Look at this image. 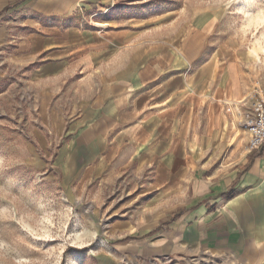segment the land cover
I'll list each match as a JSON object with an SVG mask.
<instances>
[{"label": "crops", "instance_id": "0c3cea01", "mask_svg": "<svg viewBox=\"0 0 264 264\" xmlns=\"http://www.w3.org/2000/svg\"><path fill=\"white\" fill-rule=\"evenodd\" d=\"M110 1L0 0V84L34 87L67 183L135 191L118 250L264 264V144L237 110L259 80L212 22L104 18Z\"/></svg>", "mask_w": 264, "mask_h": 264}, {"label": "rangeland", "instance_id": "374dc122", "mask_svg": "<svg viewBox=\"0 0 264 264\" xmlns=\"http://www.w3.org/2000/svg\"><path fill=\"white\" fill-rule=\"evenodd\" d=\"M110 4L104 18L212 22L214 37L225 42L251 81L259 80L264 93V0ZM27 80L17 70L0 84V264H202L177 257L142 258L116 248L126 240L124 227L135 223L125 211L140 208L138 196L126 189L124 177L101 189L67 183L58 157L64 137L45 123L39 95Z\"/></svg>", "mask_w": 264, "mask_h": 264}, {"label": "built area", "instance_id": "2783aa9c", "mask_svg": "<svg viewBox=\"0 0 264 264\" xmlns=\"http://www.w3.org/2000/svg\"><path fill=\"white\" fill-rule=\"evenodd\" d=\"M240 121L248 133L247 150L259 149L264 144V93L259 82L247 99L237 105Z\"/></svg>", "mask_w": 264, "mask_h": 264}, {"label": "trees", "instance_id": "16d2710c", "mask_svg": "<svg viewBox=\"0 0 264 264\" xmlns=\"http://www.w3.org/2000/svg\"><path fill=\"white\" fill-rule=\"evenodd\" d=\"M177 215V214H176Z\"/></svg>", "mask_w": 264, "mask_h": 264}]
</instances>
